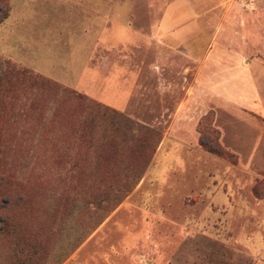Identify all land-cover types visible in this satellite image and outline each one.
<instances>
[{"label": "rangeland", "instance_id": "obj_1", "mask_svg": "<svg viewBox=\"0 0 264 264\" xmlns=\"http://www.w3.org/2000/svg\"><path fill=\"white\" fill-rule=\"evenodd\" d=\"M177 1L0 0V217L45 264H264L261 123L188 100L176 60L147 42L164 13L199 15L196 54L210 42L212 61L224 47L263 66L227 86L247 98L264 88V0ZM213 137L224 156L200 145ZM9 244L0 234V264Z\"/></svg>", "mask_w": 264, "mask_h": 264}, {"label": "crops", "instance_id": "obj_2", "mask_svg": "<svg viewBox=\"0 0 264 264\" xmlns=\"http://www.w3.org/2000/svg\"><path fill=\"white\" fill-rule=\"evenodd\" d=\"M183 3H186V0H178L173 5L180 6ZM186 4L192 5V2L188 0ZM250 16H252L253 21L257 20L254 13H251ZM199 17L196 14L190 16L188 13L182 15L164 13L159 23L150 30L147 36L149 47L153 48L159 54L157 58L159 63H163L166 56L171 57L170 59L172 60H176V62L168 64L166 70H169V68L172 71L179 69V75H181V78L188 85L187 94H185L188 96V100L221 101L225 106L231 105L242 113L245 110L254 113L258 122L261 123V126L258 128V131L254 130L258 134V138L253 144H264V88L262 89L263 92H261L259 88L254 86L253 94H250L246 98V96L238 93V88L233 93L227 87L233 86V84L236 86L241 85L244 77H248L247 75L249 74L247 73H249V69L253 68V66H263L254 58H248L241 51H224V47H220V54L215 55L214 61H212L209 58V54L213 48L210 42H208L205 49H202L199 55L196 54L194 46L196 45L197 39L201 36L199 34L201 32L200 25L196 23ZM182 43L188 46L180 48ZM229 59L232 61L231 68H237L234 77L230 76L227 72V60ZM179 61L182 62L181 66L177 63ZM173 63L178 65L174 67ZM159 69L162 70L161 65ZM185 75L189 76L186 77ZM162 78L164 77L162 76ZM162 78L159 80L163 81ZM120 83L127 84V79L125 81L113 80L110 82V85Z\"/></svg>", "mask_w": 264, "mask_h": 264}, {"label": "trees", "instance_id": "obj_3", "mask_svg": "<svg viewBox=\"0 0 264 264\" xmlns=\"http://www.w3.org/2000/svg\"><path fill=\"white\" fill-rule=\"evenodd\" d=\"M36 82L43 87H53L52 83L45 81L42 78H36ZM59 92L60 94L65 95L68 98L72 97L74 100H76L83 106V109L86 110L85 113L87 114L90 112H95L96 110L102 111L103 113L109 112L111 115L117 116V113L115 111H112L108 108L101 109V106L87 100L83 95L79 93L67 91L66 89H60ZM216 140V137H213L211 138V140H207L206 142L202 140L200 145L204 147L205 150L209 153L217 156H224V152L220 148ZM156 146L157 145L155 144L153 150L156 148ZM72 164L73 172H79V169H77L78 165L76 163ZM140 174L141 172L138 174L137 178L141 177ZM127 178H129V175H127ZM127 182L128 180H125V183ZM0 234L10 240L9 264H45V261L47 260V252L42 242L35 241L36 239L34 238L31 239L27 234L18 229V225L13 224L11 220L0 217Z\"/></svg>", "mask_w": 264, "mask_h": 264}]
</instances>
